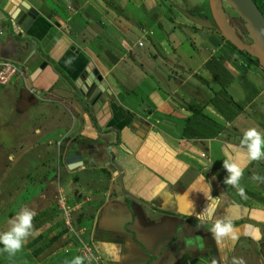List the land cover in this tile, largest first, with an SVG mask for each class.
Masks as SVG:
<instances>
[{
	"label": "crops",
	"instance_id": "1",
	"mask_svg": "<svg viewBox=\"0 0 264 264\" xmlns=\"http://www.w3.org/2000/svg\"><path fill=\"white\" fill-rule=\"evenodd\" d=\"M19 2L35 12L31 19L16 9L11 14ZM173 11L159 0H0V58L21 66L14 64L21 72L19 94L26 88L37 97L34 105H66L73 113L67 111L76 132L56 134V154L85 147L82 165L69 172L68 199L90 212L87 236L102 264H228L241 240L258 243L264 260V182L248 170L264 168V160L244 170L246 198L223 183V161L244 150L242 138L220 134L234 120L213 109V93L202 94L191 82L207 81L212 89L205 65L221 54L224 41L210 29L177 22ZM88 63L106 88L92 102L95 89L85 97L80 79ZM223 67L236 75L232 63ZM172 73L179 77L171 90L164 86ZM158 74L163 83L150 80ZM149 80L147 98L134 95L135 102L132 91ZM195 101L194 109L201 106L224 129L211 138L200 130L193 139L171 133V121L192 114L188 108ZM209 198L220 203L213 219L201 222L197 214ZM218 219L233 225V233L219 240L211 231Z\"/></svg>",
	"mask_w": 264,
	"mask_h": 264
},
{
	"label": "rangeland",
	"instance_id": "2",
	"mask_svg": "<svg viewBox=\"0 0 264 264\" xmlns=\"http://www.w3.org/2000/svg\"><path fill=\"white\" fill-rule=\"evenodd\" d=\"M159 1L165 9L169 8V12L172 9V4L178 5L177 8L185 12L195 13L199 8L206 9V0H171L168 3L166 0ZM177 1L180 2L177 3ZM262 4L264 18V0H262ZM175 11H173V15L177 22L189 24L180 13ZM125 14L130 15L128 11ZM146 20L151 19L147 16ZM87 25L96 34L97 28L92 23ZM162 25L164 28H169V23L164 22ZM202 41L205 44L208 43L204 39ZM205 47L208 50L212 48L209 43ZM14 64L20 66L18 62H14ZM161 67L163 66L161 65ZM170 75L173 77L164 87H169L172 90L175 87L174 79L177 80L179 75L173 73ZM161 78L162 76L159 74L152 75L150 80H155L158 84L163 81ZM150 80L146 85L134 88L133 97L135 95L138 98L141 96L147 98L146 89L149 84H152ZM15 81H17L16 78H13L8 85L0 86V234L9 230L11 227L9 221L15 218L22 208L27 207L34 210L37 215L33 221L35 234L28 238L27 243L15 255L10 256L7 252L2 251L4 246L0 244V264H71V261L79 256L77 254L78 243L73 234H77L82 240L91 243L87 236L90 212L88 213V209L85 207L81 209L79 205H75L74 209L69 204L68 198L72 189L69 172L72 170H68L67 166H64L62 157H59V163L58 153L56 154V134L67 131L68 135L72 137L73 132H76L75 128L73 132L70 131L71 120L67 111L69 113L72 111L66 105H45L43 102L26 110L19 109L17 103L22 84L20 81L17 83ZM191 82L196 85V88L199 87L200 93H212L208 86L209 82L201 83L200 80L194 82V79ZM211 86L216 92V85ZM225 90L226 94L219 97L220 103H223L227 98L238 103L242 109L236 114L234 108L229 106L225 108L226 113H235V118H232L231 121H234L226 128L228 131L220 134L230 138L239 135L242 138L244 131L251 127H256L264 133V71L262 68L248 62L247 69L236 73ZM209 97H211L210 99L215 98L212 94ZM248 99H250V103L247 102ZM135 100L137 99L134 97ZM197 105L196 101L192 103V106ZM87 114L88 117H93L92 112ZM191 116L192 114L186 117L189 119L187 124L172 120L174 127H171L170 132L178 136L180 132L189 134L194 131V134L198 135V129L195 130V126L191 124L196 120H191ZM37 129L40 130L39 134L34 133V130ZM48 138H52V142H47ZM81 147L84 145L81 144ZM254 165L250 166L248 170H252L253 175L264 177V168L261 169L258 164ZM58 192H62L66 198L69 209L73 208V211L70 209L68 226H65L62 211L56 204ZM259 252L258 243L254 246L252 242L245 243L241 240L229 258L228 264H233L234 258H243L245 264H264L263 257L259 255ZM84 264H88V262L84 260Z\"/></svg>",
	"mask_w": 264,
	"mask_h": 264
},
{
	"label": "water",
	"instance_id": "3",
	"mask_svg": "<svg viewBox=\"0 0 264 264\" xmlns=\"http://www.w3.org/2000/svg\"><path fill=\"white\" fill-rule=\"evenodd\" d=\"M222 4L229 10L233 17L240 21L239 23H237L236 19L230 21ZM175 8L187 21L198 27L212 30L238 51H242L249 57L255 59L259 67L264 68V18L251 0H206V11L201 16H197L192 12L182 11L177 7ZM15 9L17 13L22 14V19H31L35 15V12L23 2H19V4L13 8L11 14L15 12ZM231 22L237 24L235 27L241 29L243 37L249 43H243L238 38L233 28L230 26ZM43 67L44 63L39 66L38 70H41ZM37 73L38 71L34 72L30 78L33 79ZM80 79H82L83 86L86 89V92L82 93V91H80V93L85 97L88 96L92 89H95L90 101L94 99L100 100L99 97L101 94H105V84L102 82L101 76L90 63L87 64L85 70L81 73ZM29 91L30 90L26 88L20 90L17 105L21 110H26L37 103V97ZM37 94L39 95L40 93L37 92ZM64 153L66 157L65 163L68 164V170L81 166L82 162L79 156H73L72 151L67 149L64 150Z\"/></svg>",
	"mask_w": 264,
	"mask_h": 264
},
{
	"label": "clouds",
	"instance_id": "4",
	"mask_svg": "<svg viewBox=\"0 0 264 264\" xmlns=\"http://www.w3.org/2000/svg\"><path fill=\"white\" fill-rule=\"evenodd\" d=\"M243 151L236 152L235 155L228 154L223 161V168L227 175L223 183L237 189L242 198H246L245 188L241 186L240 181L244 177V170L248 164L253 161L264 160V133L256 127L248 128L244 131L241 139ZM215 179V177H213ZM252 179L264 182V177L253 175ZM220 201L217 198H209L201 213L197 214V219L201 222L211 221L217 211ZM37 213L27 207L22 208L18 215L9 221L11 227L8 231L0 234V244H3L2 251L10 256L15 255L27 243L30 236L35 234L33 221ZM214 238L219 240L221 237L233 233V225L230 221L216 220L211 229ZM84 257L76 256L71 264H84ZM91 259V257H89ZM233 264H245L243 258H234Z\"/></svg>",
	"mask_w": 264,
	"mask_h": 264
},
{
	"label": "trees",
	"instance_id": "5",
	"mask_svg": "<svg viewBox=\"0 0 264 264\" xmlns=\"http://www.w3.org/2000/svg\"><path fill=\"white\" fill-rule=\"evenodd\" d=\"M252 3L255 5V7L258 9V11L261 13L263 16V4L262 0H251ZM237 23L240 21L236 19ZM221 39V38H220ZM223 40V39H221ZM248 62L253 63L254 65L258 66L256 63V60L249 57L246 53L242 51H238L236 48H234L232 45H230L227 41L224 40V45L222 47L221 54H216L214 57H212L211 61L206 63V68L209 70L210 75L213 78V82L216 85V92L212 91V95H214V99H210L209 103L212 105L213 109L220 115L223 116V118L226 121H231L232 118L235 116V113H239L242 108L238 103L232 102L230 99L225 98L223 103H220L219 97L221 95L226 94L225 88L229 85L231 82L232 77L231 74L223 67L224 63H229L233 64L235 66V70L237 73L241 72L243 69H247L248 67ZM264 71V68H262ZM256 92V91H255ZM250 99L247 100L249 102ZM229 106L232 109L234 108L235 113L230 114L226 113L225 108ZM222 107V108H221ZM191 110L192 116L191 120H196L195 122L192 121V125L195 126V130L198 129L201 132L204 133V136L211 138L212 136L216 135L218 132H220L223 129V126L219 125L218 123L214 122L212 119L209 117L204 116L201 113L202 107H198L194 109V106L189 105V108ZM182 122H185L186 124L189 123V119L185 118L182 120ZM198 134V131H197ZM182 138H187V139H193V137H197L196 133L194 134V131L190 132L189 134H185V132H180L179 135ZM249 197L250 194H247ZM252 197V195H251ZM254 197V196H253Z\"/></svg>",
	"mask_w": 264,
	"mask_h": 264
},
{
	"label": "built area",
	"instance_id": "6",
	"mask_svg": "<svg viewBox=\"0 0 264 264\" xmlns=\"http://www.w3.org/2000/svg\"><path fill=\"white\" fill-rule=\"evenodd\" d=\"M138 46H140V43H138ZM17 77H21V72L19 71V69L14 64L0 58V86L8 85L13 78ZM56 204L62 211L65 226H68L70 222V209L71 211H73V208L75 209V207L73 206V208L69 209L68 205L66 204V198L62 195L61 192L57 193ZM73 235L75 237V241H77L78 243L77 254L81 257H84V260H86L88 264H102L101 258L95 251L92 244L90 242L87 243V241L82 240V238L77 234ZM89 257H91V259H89Z\"/></svg>",
	"mask_w": 264,
	"mask_h": 264
},
{
	"label": "flooded vegetation",
	"instance_id": "7",
	"mask_svg": "<svg viewBox=\"0 0 264 264\" xmlns=\"http://www.w3.org/2000/svg\"><path fill=\"white\" fill-rule=\"evenodd\" d=\"M175 1V0H174ZM180 1H182V0H180ZM180 1H178L177 3H179ZM206 5V4H205ZM176 5H174V4H172V6H171V8L173 9V10H176ZM222 7H223V9H224V11L226 12V14H227V16H228V18L230 19V21H233L234 19H236L235 17H233L232 16V14L229 12V10L222 4ZM170 8V9H171ZM168 9V11H169V8H167ZM205 11H206V9H204V8H199L198 9V12H195V14L197 15V16H201V15H203L204 13H205ZM192 13H194V12H192ZM195 25V24H194ZM237 24L234 22H231L230 23V26H231V28H233V30H234V32H235V34L238 36V38L243 42V43H249L244 37H243V35H242V32H241V29L238 27V28H236L235 26H236ZM219 38H221V37H219ZM222 39V38H221ZM222 41H224V39L222 40ZM90 102H92V101H90ZM94 103V102H93ZM58 145H60V143L58 144ZM57 145V146H58ZM66 149L67 150H69V151H72V154H73V156L74 155H77V156H79L80 157V160H81V162H82V156H83V154L86 152V150H85V147H81V144H76L75 146H69V147H66ZM58 155H60V153H58ZM61 155H62V153H61ZM59 157V156H58ZM65 153H63V157H62V160L64 161V166L66 167V166H68V164H66L65 163ZM58 162H59V158H58ZM60 163V162H59ZM74 163H77V162H74ZM69 165H71V164H69ZM81 165H82V163H81ZM64 167V168H65Z\"/></svg>",
	"mask_w": 264,
	"mask_h": 264
}]
</instances>
